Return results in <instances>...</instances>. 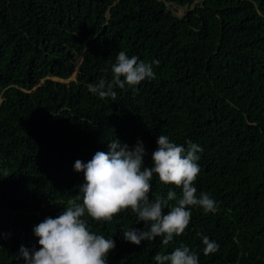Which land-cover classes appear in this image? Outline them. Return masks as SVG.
Returning <instances> with one entry per match:
<instances>
[{
    "label": "trees",
    "instance_id": "16d2710c",
    "mask_svg": "<svg viewBox=\"0 0 264 264\" xmlns=\"http://www.w3.org/2000/svg\"><path fill=\"white\" fill-rule=\"evenodd\" d=\"M120 51L155 78L101 99L88 85L111 81ZM159 135L201 147L194 186L216 210L193 206L181 236L139 246L123 239L144 228L131 210L111 222L85 214L115 242L108 264H156L181 244L199 264H264V0H0V264H25L21 246L39 250L34 227L80 194L76 160L139 139L151 167ZM151 184L150 200L180 197ZM201 234L217 252L203 254Z\"/></svg>",
    "mask_w": 264,
    "mask_h": 264
},
{
    "label": "clouds",
    "instance_id": "9594fccd",
    "mask_svg": "<svg viewBox=\"0 0 264 264\" xmlns=\"http://www.w3.org/2000/svg\"><path fill=\"white\" fill-rule=\"evenodd\" d=\"M153 63L158 64V61ZM112 79H100L89 84L88 90L101 99H116L114 86L135 90L141 82L155 78L151 63L140 61L120 51L111 65ZM187 148L171 142L166 135H159L157 147L151 154L152 166H144L146 155L143 143L128 144L111 139L107 151H97L85 163L76 160L73 170L83 173V183L78 187L79 195L55 218L45 217L36 225L33 234L37 238L39 250L21 246L20 255L25 264H108V255L115 248L112 238L90 231L85 214L93 221L111 222L113 217L125 210L136 214V223L143 222L144 228H130L124 231L123 239L139 246L143 241L162 237L168 245L173 237L181 236L191 221V208L198 206L205 213L216 210V201L207 193L197 196L194 186L200 174L198 144L187 141ZM8 176V170H2ZM157 177L163 185H173L182 189L180 197L175 191L167 196L157 195L150 200L151 181ZM175 201L174 204L170 202ZM165 209H168L165 214ZM203 254L218 251L219 245L208 236L201 234ZM156 264H199V256L188 246L181 244L171 254L157 253Z\"/></svg>",
    "mask_w": 264,
    "mask_h": 264
},
{
    "label": "rangeland",
    "instance_id": "374dc122",
    "mask_svg": "<svg viewBox=\"0 0 264 264\" xmlns=\"http://www.w3.org/2000/svg\"><path fill=\"white\" fill-rule=\"evenodd\" d=\"M190 7H191V5L187 6L188 10ZM172 11L176 16H180L181 14H183L186 11V9L183 6H179V7H175V9Z\"/></svg>",
    "mask_w": 264,
    "mask_h": 264
},
{
    "label": "water",
    "instance_id": "95a60500",
    "mask_svg": "<svg viewBox=\"0 0 264 264\" xmlns=\"http://www.w3.org/2000/svg\"><path fill=\"white\" fill-rule=\"evenodd\" d=\"M183 7L186 9V11L184 13H186L188 11V8H187V4H184ZM216 50V48H215Z\"/></svg>",
    "mask_w": 264,
    "mask_h": 264
}]
</instances>
